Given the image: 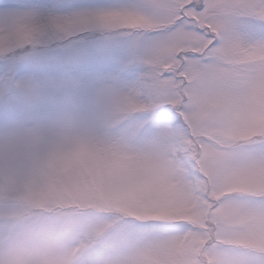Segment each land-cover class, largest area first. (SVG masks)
Here are the masks:
<instances>
[{"label":"snow or ice","instance_id":"obj_1","mask_svg":"<svg viewBox=\"0 0 264 264\" xmlns=\"http://www.w3.org/2000/svg\"><path fill=\"white\" fill-rule=\"evenodd\" d=\"M0 122V264H264V0H15Z\"/></svg>","mask_w":264,"mask_h":264},{"label":"rangeland","instance_id":"obj_2","mask_svg":"<svg viewBox=\"0 0 264 264\" xmlns=\"http://www.w3.org/2000/svg\"><path fill=\"white\" fill-rule=\"evenodd\" d=\"M15 0H0V8H3L4 6L10 5L14 3ZM4 131V126L2 122H0V134H2Z\"/></svg>","mask_w":264,"mask_h":264}]
</instances>
